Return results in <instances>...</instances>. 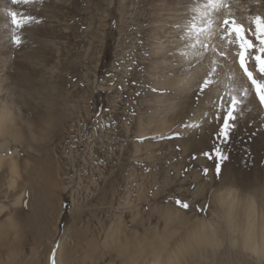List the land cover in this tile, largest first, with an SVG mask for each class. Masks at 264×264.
Returning a JSON list of instances; mask_svg holds the SVG:
<instances>
[{
  "label": "rangeland",
  "instance_id": "obj_1",
  "mask_svg": "<svg viewBox=\"0 0 264 264\" xmlns=\"http://www.w3.org/2000/svg\"><path fill=\"white\" fill-rule=\"evenodd\" d=\"M223 2L246 29L264 17V0ZM208 4L0 0V228L45 207L48 226L0 250V264H264V105ZM8 10L39 21L16 30L19 46ZM247 38L259 49L264 36ZM232 96L225 142L216 134ZM214 146L227 156L220 175ZM84 209L120 239L74 249Z\"/></svg>",
  "mask_w": 264,
  "mask_h": 264
},
{
  "label": "snow or ice",
  "instance_id": "obj_2",
  "mask_svg": "<svg viewBox=\"0 0 264 264\" xmlns=\"http://www.w3.org/2000/svg\"><path fill=\"white\" fill-rule=\"evenodd\" d=\"M30 0H11L13 5L25 4L27 5ZM206 7H211L217 14L220 19L217 21L216 26L218 28L222 27V33L231 34L234 39L240 41V48L242 51L239 54V65L242 69L244 75L247 77V80L251 82V85L255 88L256 97L259 99L261 105H264V39H260L261 47L257 49L253 41L247 38L248 32H252L253 35H256L258 38L264 36V17L259 15L254 18L255 27L244 28L242 24H238L234 20H229L225 17V10L229 8V5L223 2L215 4L213 0H209V4ZM8 16L10 17L12 28L11 41L13 44L19 46L21 44V38L17 34V29L23 30L26 26H29L31 23L36 22L35 17L27 15L22 12H17L13 10H8ZM223 43V41H222ZM259 54H256V53ZM221 54H224V49L221 48ZM201 92L207 94V91L211 89V80L210 78H205L199 85ZM155 90V89H154ZM247 91V89H245ZM239 103L235 96H232L230 102L227 106L226 114L222 117V125L219 127L217 136L221 137L223 141L227 142L230 139V132L234 127V122L236 116L234 115L236 111V105ZM213 151L216 153V164L215 171L217 175L221 174V163L227 159V156L223 153L220 147L214 146ZM204 155L209 157L211 153L205 152ZM207 172V169L204 170ZM182 208H188L189 205L182 201H178Z\"/></svg>",
  "mask_w": 264,
  "mask_h": 264
},
{
  "label": "bare ground",
  "instance_id": "obj_3",
  "mask_svg": "<svg viewBox=\"0 0 264 264\" xmlns=\"http://www.w3.org/2000/svg\"><path fill=\"white\" fill-rule=\"evenodd\" d=\"M196 25L198 24L196 23ZM4 111L3 110L0 111V134L5 127L2 125H3V122H6L5 118L7 117V113H5ZM8 120L9 119H7V121ZM6 133L7 132L5 131V134ZM0 149L5 150V147L0 146ZM15 170L16 169L12 167L11 172H14ZM41 170L43 172H46V167L42 166ZM43 175L46 176L45 173ZM43 186L46 187L45 184L42 185V187ZM41 204L42 202L40 201L38 203V206H40ZM46 209L47 207L39 208V212L37 214L29 213L28 217L24 220L25 225H22L21 227H17V225L15 224L12 225L11 223H7L6 228L1 227L0 228V250H4L6 252L13 251L16 247H18L19 238H24L25 236H27V238H32L35 240L39 239L47 231V227H48L47 222L45 221L46 216H47V211H45ZM101 213L102 211L100 210H97V212L94 213L92 211H88L87 209H84L80 213V216H79V221L81 223L80 227L74 228L70 232V238L73 242L74 249L88 253L92 250L94 251V249H97L101 245H105L108 242H114L118 240L119 237L116 234L118 228L114 229L113 226L111 225L108 226L105 220L100 216ZM38 222L39 224L37 225ZM114 226H116V224ZM24 227L25 229L23 230ZM129 235H132V234H129ZM11 236H15L12 242L9 241V237ZM125 236L127 235L125 234ZM200 236L201 237L199 238L205 239V237H210V233H208V231L206 230V232L202 233ZM261 239H262V245L264 247V233L262 234ZM134 240H136L135 236L134 238L133 237L125 238L123 241H125L127 244H131V243H134ZM160 246L161 245L159 244L158 247ZM158 247L153 246V249L155 250ZM262 250H264V248H262Z\"/></svg>",
  "mask_w": 264,
  "mask_h": 264
}]
</instances>
